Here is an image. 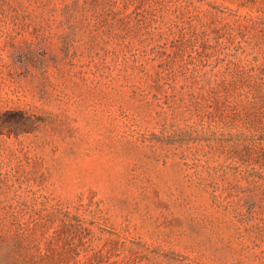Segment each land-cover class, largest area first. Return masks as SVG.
I'll return each instance as SVG.
<instances>
[{"label":"rangeland","instance_id":"obj_1","mask_svg":"<svg viewBox=\"0 0 264 264\" xmlns=\"http://www.w3.org/2000/svg\"><path fill=\"white\" fill-rule=\"evenodd\" d=\"M0 110V264H264V0H0Z\"/></svg>","mask_w":264,"mask_h":264},{"label":"trees","instance_id":"obj_2","mask_svg":"<svg viewBox=\"0 0 264 264\" xmlns=\"http://www.w3.org/2000/svg\"><path fill=\"white\" fill-rule=\"evenodd\" d=\"M24 111L0 110V132L18 133L32 130V123ZM17 122V123H16Z\"/></svg>","mask_w":264,"mask_h":264}]
</instances>
